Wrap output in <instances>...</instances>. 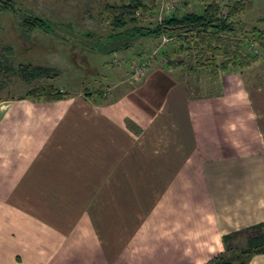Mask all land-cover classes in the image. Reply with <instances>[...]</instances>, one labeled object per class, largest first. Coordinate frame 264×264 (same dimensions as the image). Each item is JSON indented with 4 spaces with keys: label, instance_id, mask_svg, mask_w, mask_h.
I'll list each match as a JSON object with an SVG mask.
<instances>
[{
    "label": "crops",
    "instance_id": "1",
    "mask_svg": "<svg viewBox=\"0 0 264 264\" xmlns=\"http://www.w3.org/2000/svg\"><path fill=\"white\" fill-rule=\"evenodd\" d=\"M244 68L210 92L152 66L0 98V264H206L264 221V81Z\"/></svg>",
    "mask_w": 264,
    "mask_h": 264
},
{
    "label": "rangeland",
    "instance_id": "2",
    "mask_svg": "<svg viewBox=\"0 0 264 264\" xmlns=\"http://www.w3.org/2000/svg\"><path fill=\"white\" fill-rule=\"evenodd\" d=\"M8 1H12L17 10L0 5V52L9 44L11 50H3L9 53L8 58L14 67L19 62L51 66L53 76L25 82L15 73L1 71L0 98H24L29 96L26 92L32 86L44 84H52L67 95L94 87L108 89L112 80L120 77H124L126 82L140 81L152 66L172 68L174 75L182 77L191 92L198 89L210 92L220 88L217 77L221 71L210 73L202 69L193 50H178L179 42L175 37H137L129 41L128 48L115 50L121 39L107 40L112 31L105 6L121 0ZM229 1L233 0H221L220 3ZM243 1L246 9L236 18L239 21L237 38H244L245 50L256 56L252 65L244 68L243 72L248 83L262 82L264 37H260L258 32L264 31V0ZM147 6L136 12L139 25L152 26L174 11H201L203 3L201 0H155L154 6ZM24 14L43 18L49 24V30H24L20 25ZM253 29L254 36L251 35ZM241 237L245 239V234L238 236V240Z\"/></svg>",
    "mask_w": 264,
    "mask_h": 264
},
{
    "label": "trees",
    "instance_id": "3",
    "mask_svg": "<svg viewBox=\"0 0 264 264\" xmlns=\"http://www.w3.org/2000/svg\"><path fill=\"white\" fill-rule=\"evenodd\" d=\"M121 0L120 3L106 4L105 8L109 16V24L112 32L109 38H119L118 48H128L129 41L137 37L163 36L175 37L179 42V51H194L198 66L202 69L216 73L226 71L229 68H244L256 59L254 54L244 48V38H237V20L245 8L243 0H233L221 4V0H201V11L172 12L152 26L139 25L136 22V12L145 7L154 6L155 0ZM2 2V3H1ZM1 7L9 10H17L12 1L1 0ZM127 22V24H126ZM132 22V23H128ZM21 27L30 31L39 29L49 30V24L41 17L24 14L20 21ZM128 25V26H127ZM116 30V31H115ZM252 36H254V31ZM246 33V32H245ZM264 31L258 32L264 37ZM89 36V33H86ZM250 35V36H251ZM100 37H98L99 39ZM264 42V40L262 39ZM131 44V43H130ZM11 45L3 48L11 50ZM0 52V72L17 74L21 80L30 82L36 78L53 76V68L31 62H19L14 67L9 60V53ZM34 99L56 100L67 95L52 84L35 85L26 92ZM245 234V239L239 238ZM238 240V241H237ZM223 252L215 255L206 264H247L250 257L255 253L264 252V221L248 227L230 231L223 234Z\"/></svg>",
    "mask_w": 264,
    "mask_h": 264
},
{
    "label": "built area",
    "instance_id": "4",
    "mask_svg": "<svg viewBox=\"0 0 264 264\" xmlns=\"http://www.w3.org/2000/svg\"><path fill=\"white\" fill-rule=\"evenodd\" d=\"M222 3V2H221ZM171 7H173V5L171 4ZM166 39V38H165Z\"/></svg>",
    "mask_w": 264,
    "mask_h": 264
}]
</instances>
